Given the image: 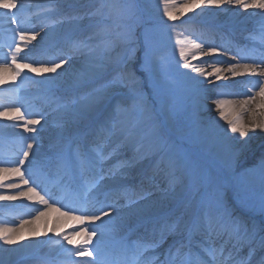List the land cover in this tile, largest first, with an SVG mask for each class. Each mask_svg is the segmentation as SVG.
Listing matches in <instances>:
<instances>
[{"label":"snow or ice","instance_id":"obj_1","mask_svg":"<svg viewBox=\"0 0 264 264\" xmlns=\"http://www.w3.org/2000/svg\"><path fill=\"white\" fill-rule=\"evenodd\" d=\"M159 2L162 6L163 16L172 21L178 20L188 12L195 13L197 9H200L201 12L205 9L219 10L226 5L238 6L245 10L250 8L260 10V14L264 16V0H180L179 3L177 0H159ZM24 8L23 0H0V10H5L11 25L16 30L14 45H10L8 48L9 62L0 63V85L9 83V80L5 78L6 74L11 73L10 81L15 82L27 69L31 73L42 75L43 80L49 84L51 89H54L57 81L53 76L43 74L59 76L60 72L67 70L64 66H72L76 57L85 59V63L76 72L78 79L81 80H87L93 73L104 71L109 66L111 54L115 49V41L108 39V26L119 27L120 0H111V2L102 0L101 6L96 9L94 15L101 18L104 27L97 33L95 41L93 37L74 39L69 43L67 51L56 49L48 62L39 67L24 62L21 57V53L29 48L40 35L38 32L20 28L17 13ZM76 19H79L77 15L65 13L52 23H63L65 20L71 22ZM261 32L264 34V28L261 29ZM116 35L118 36V33ZM45 36H47V32H45ZM178 43L181 45L179 56L183 61L182 67L198 74V80L211 84L213 87H216L215 81H222L223 85L227 87L231 83L232 77H245L247 81L243 85L246 89L245 93L224 91L216 93L218 96L244 95V99L229 101L215 99L213 101L219 115L227 122V131L241 138L240 146L234 151V156L240 155L248 147L247 142L251 139L250 133L255 134L259 131L264 134V45L258 55H247L238 51L241 59L260 60L259 64H248L223 61L222 57L226 52L221 53L219 47L211 44L205 48L204 44L194 40L189 41L187 45L183 41ZM189 54L192 59L215 56L227 66L217 67L213 64L211 70H208L203 66L193 64L189 59ZM164 62L163 57L155 61L151 48H146L147 71H154L158 66L162 67ZM225 73L229 75H225ZM122 88H128L132 92L133 103L131 105L113 102V94ZM134 89V81H126L117 72L102 91L83 97L76 96L64 103H60L58 98L53 99V102L57 103V110L62 109L71 115L86 113L102 105L110 106V112L104 117L98 128L101 139L98 140L94 148L82 150L78 143H74L69 144L66 148L59 147L54 155L55 166L62 178H67L69 188V194L66 196L69 211L63 212L62 215H71L72 219L85 225L81 231H74L71 234H62L56 228L50 229L55 236L60 237L56 243L68 258L67 264H110L104 257L102 244L108 237L115 236L121 231L126 220L123 215L125 209H139L140 202L146 200L150 195L146 192L144 185L145 182L151 184L155 177L154 174L136 172L137 165L141 161L160 156V163H166L170 177H174L175 170L181 165V161L172 154L173 145L166 132L167 122L176 115L177 110L174 105L167 102L161 105L160 115L151 118L150 132L156 138L152 147L145 149L143 146H139L134 149L131 156L121 157L120 148L130 142L135 143L133 129L139 123L138 120L133 119L130 126L125 127L122 126L120 119L124 116L134 117L139 111L142 97L137 96ZM53 97H55L54 92ZM225 105L233 107V114H226ZM47 116V112L34 111L32 105L28 103L24 104L23 110L21 107H6L0 110V118H7L13 121L14 127L23 129L20 137L23 150L18 154L17 159L12 161L14 167H0V187L21 189L22 186H27L24 190L17 191L12 195L0 193V201H12L26 197L29 201L35 200L46 206L45 211L37 212L31 220L20 221L17 227L0 225V241L4 244H18L24 237L17 233L25 225L34 224L40 217L46 216L47 211L52 208L49 200L37 192L35 187H32V184L38 186L41 184L45 164L30 159L33 145L39 146L38 126H43L42 121L47 122ZM29 133L33 135H27ZM117 136L120 138V142L115 144L111 151H107L101 141L106 140L109 144H113V138ZM35 155L36 153L32 152V156L35 157ZM113 160L115 162L109 164ZM22 167H24V171L21 170ZM258 168L262 181H264V156L261 157ZM25 172L31 177V183L26 178ZM12 177L18 178L19 183L5 182ZM137 179H139V183L135 182ZM73 181L76 182L75 187H72ZM173 183L174 180L170 178V188ZM101 189H103L102 192H100ZM78 212L84 214L76 215ZM148 223L151 224L152 239L128 240L125 237L122 242L124 249L130 253L128 264H140L139 257L143 252L160 247L169 236L174 238L173 242L162 253V260L159 257L154 258L156 264H188V258L192 255L191 243L195 235L203 237L202 246L206 245L203 246V251L208 259L202 261V264H222L223 246L217 247V240L223 239L224 244L235 240L239 244L242 241L251 242L255 237L252 229L234 217L218 200L211 197L201 200L198 213L191 218L185 219L179 213H171L163 218H153ZM88 227H91L92 230L88 231ZM30 235L36 237L40 233L33 228ZM75 237H80V239ZM262 243H264V238H262ZM67 245L72 247H67ZM253 254L254 250L250 249L249 256Z\"/></svg>","mask_w":264,"mask_h":264},{"label":"bare ground","instance_id":"obj_2","mask_svg":"<svg viewBox=\"0 0 264 264\" xmlns=\"http://www.w3.org/2000/svg\"><path fill=\"white\" fill-rule=\"evenodd\" d=\"M42 3H49L50 5H53L54 9H69V12L74 13L75 9L77 7L86 9L91 7L93 4H98V0H40ZM108 2H111V0H108ZM150 3L148 7V11L144 10L143 0H140L138 2L139 7L143 11V17L146 19V17L154 16L158 19V21H162L165 23H172L174 25V28H170L169 25H166L164 27H160L161 30L150 28V26L144 27V32L149 31L148 34L145 35V38L147 41L152 42V45L155 47L157 44H162L166 46V51L169 54V59H176V65L174 68H176L179 73L182 75V79H178L181 88L179 89L178 96H182L186 99V105H178L176 107V115L173 116L171 119L168 120L166 125V132L170 139H173L174 136L180 134V128L185 126V128L190 132L189 135L186 133V138L189 143H193V146L196 148H193V151L196 153L197 157H201L202 159H208L209 154L213 158L217 160L220 164H226L228 162L232 163L233 165H239L240 163H243L250 157H253L255 153H259L258 157L261 158L264 156V134L257 133L252 134L250 133L251 139L248 140V147L238 156H234V151L237 147L240 146V139L236 134H232L227 131V122L222 119V117L219 115L218 110L216 109L215 105L213 104L214 95L215 92L213 90L216 87H222L224 86L222 81H215L216 87H213L211 84L204 83L201 80L197 79L198 74L191 72L189 69H184L182 67L183 61L181 60L179 56V48L180 43L179 41H183L185 45L188 44L189 41H196L198 43L204 44L205 48L212 43H209L206 41V36L202 33V30L204 29L203 26L205 25V21L208 22V27L213 26L212 28H215L218 30L217 26H228V33L225 35H220L219 39L222 40L226 38L229 33L236 32V28L240 26L250 25L251 23L255 22V27H259L260 24L258 23L256 25V21L263 20V16L260 14V10L256 9H242L238 6H229L226 5L223 8L217 10V9H205L203 12H201L200 9H197L195 13L188 12L185 16L180 17L176 21L169 20L168 17L163 16L162 13V6L159 2V0H148ZM179 3L180 0H177ZM126 3H129V0H124L121 3V14L120 19L118 21L119 27H115L113 25L108 26V39L115 40V48L117 51H114V54H116V57L112 55L111 60L109 61V66L101 72L93 73V75L87 79V80H81L78 79L76 72L78 69L81 68V66L85 63V59L82 57H76L72 66L68 67L67 65L64 66L67 70L60 72L59 76H55L54 74H43L48 76H53V78L57 81L56 89H71L74 87H88V85L91 86L93 82L101 78L102 76H109L113 72L122 71L120 60H123V56L127 51L126 45H121L117 37V33H120L122 30L121 27V19L124 18L127 20V17L129 16L127 11L130 10V6L124 5ZM25 9H27V4L24 3ZM80 5V6H79ZM100 7V6H99ZM98 6L92 11L90 15H87L83 18H79L76 20H73L71 22H68L67 20L63 23H60V27L53 26L55 28L56 33L58 32L62 33L64 31L69 30H75L84 28L85 30H88V34H90V37H93L94 41L97 38V33L104 27V25L101 22V18L97 15H94L96 9L99 8ZM22 11V10H21ZM20 11V12H21ZM17 13L18 14L20 13ZM68 12V13H69ZM75 14V13H74ZM198 21V23H197ZM25 19H22V24L26 23ZM192 23H196L198 25L195 26V24L192 25ZM0 28H10L13 29L14 35H15V29L14 26L10 23V18L5 14V10H0ZM203 24V25H202ZM195 26V28H194ZM252 26V24L250 25ZM22 29V27H20ZM58 28V29H56ZM51 29V28H50ZM185 30L184 33H181V30ZM202 29V30H201ZM42 36V35H41ZM59 36L51 37L48 41L45 42V47L52 46L54 43H56ZM167 37V41L164 40V37ZM130 39L132 37H135L132 33H128L124 36V38ZM43 38V37H42ZM121 38V37H120ZM56 42H55V41ZM68 41V39H66ZM218 43V42H217ZM215 47H218L217 45ZM226 49V51L221 50V53H225L223 55L222 60L223 61H230L235 63L236 59H232L233 56L229 53L230 49L227 47H223ZM221 49V48H220ZM31 51V48H26L21 55L28 53ZM131 55L128 56V59L133 58L134 48L130 49ZM133 52V53H132ZM1 54L4 52L1 51ZM114 56V57H113ZM189 59L191 62L197 66H203L208 70H211V67L213 64H215L217 67H226L227 64L220 62L217 57L215 56H203L198 57L197 59H192L191 55L189 54ZM158 61V60H155ZM179 61V64H178ZM170 63H173L172 61H168L166 65H170ZM39 67V66H37ZM158 68V67H156ZM60 71V70H58ZM29 74L27 77H30L34 79L36 82H38V85H36V88L29 89L26 87H22V91L25 93H28L29 95H33L34 92L39 91L45 87H49V84L43 80V76L31 73L28 70ZM225 75H229L228 73H225ZM11 73L6 74L5 78L9 80V83L0 85V89H5L6 87L14 86L15 84L10 81ZM121 76L125 79V77L121 74ZM149 78V77H148ZM241 77H232L231 83L237 81ZM149 80V79H148ZM147 80V81H148ZM106 87V86H105ZM105 87L100 88L102 91ZM88 90L87 94H91L93 92H89ZM85 94V95H87ZM84 95V96H85ZM245 97H234L230 98L229 100H240L244 99ZM113 102L117 100L116 102L125 103L126 105H129L128 102L131 100L129 96V89L128 88H122L112 96ZM187 106V107H186ZM109 105H102L99 106L89 112L81 113L77 120V124L75 123V119L72 121L75 115L68 114L64 112L62 109L58 110L52 118L48 119L47 122L44 124L47 125V129L41 128L38 126V139L43 137H47V135H56V137L60 136H66L71 132V134L75 131H78L79 127L77 126L81 120L83 122L89 121L90 119H93L95 114L100 111H106L108 110ZM224 111L226 114H233V107L229 105H225ZM122 126H130L133 118L129 116L121 117ZM192 119H196L197 122L200 123V127L198 128V134L203 138L206 139L209 135L213 134V140L208 141L206 145H199L197 143H194V136L191 135V125L190 121ZM2 120H8L7 118H0V123ZM144 119H139V123L136 125V127L133 129L135 143H127L121 147V151L125 153H131L133 154V151L136 147L143 146L145 149L152 147L151 144V138L153 135L151 132H149L148 136H143L138 134L136 131L137 128H142V124ZM49 121H57L61 122L62 124L59 126H51L49 125ZM74 122V123H73ZM1 125V124H0ZM151 128V126H150ZM136 130V131H135ZM23 131V130H21ZM90 128H86L85 132H89ZM29 135H33L29 133ZM70 135V134H69ZM150 136V137H149ZM171 141V140H170ZM120 142V138L114 137L113 138V144H110V147H113L115 144ZM173 147H172V154L174 155L175 146L173 142L171 141ZM34 152V151H33ZM36 153V152H35ZM175 156V155H174ZM176 158V156H175ZM16 158H8L5 159L4 162L6 164L12 163V161H15ZM30 159H35L36 161L40 160V157L35 155V157L32 156V152H30ZM178 159V158H177ZM161 157L160 156H154L152 159L149 160H143L138 164L137 172L142 173L145 171L146 168L150 166V163H153V170L152 173L155 175L156 179L158 181H153L151 183V186L156 183V186L153 187L154 194L152 196H149L146 200H143L140 202L141 209L135 208V209H126L124 211V214L128 217L126 221H131L127 223V227H131L135 224V221L139 220L140 218H148L151 216V213L149 212V209L154 208H161L165 209L164 216H166L170 211L173 209H176V206L178 203L183 202L181 207L183 206L185 208V205L189 204L192 200L196 201L197 204L205 197L210 196L211 198H214L211 194L213 193L212 190H215V187L217 185V182L219 180L218 176L220 175V171H214L211 175L207 176L205 179L200 180V168L203 167V169L206 171L209 169L208 165L205 163H202V167L198 164H192L187 165L181 163L180 167H178L174 172V177H170L169 170L167 169L166 163H160ZM27 164V161H26ZM159 164V167L157 168V165ZM21 170H24V167L21 168ZM218 172V173H217ZM26 176V175H25ZM171 178L174 180V183L172 184L171 188L173 187V190L171 191L169 181ZM30 180V177H27ZM6 183H19V179L16 177H12L8 181H5ZM264 183V182H263ZM25 186H22L21 189H8L5 192H0L3 194L12 195L15 194L17 191L24 190ZM7 188L0 187V190H5ZM220 191L222 188L219 189ZM27 200L26 197H21L17 200H3L0 201L1 203H12L17 201ZM226 201L228 202L231 209L236 210V212L240 215V217L244 221H248L251 224V229L256 230L257 232L262 231V236L264 238V219L259 218L255 216L254 214L241 211L239 209L238 205L233 203L231 200L228 201L226 198ZM196 204V205H197ZM248 204V203H247ZM195 205V206H196ZM183 207L181 209H183ZM46 210V209H45ZM42 210V211H45ZM139 211V212H138ZM187 212V211H186ZM184 214H188V213ZM63 212L60 210L57 211L55 207H52L50 211H47L46 216L40 217L39 220L35 221L34 224L31 225H25L23 229L20 230L17 235H22L24 239L20 240L18 244H4L2 241H0V262L2 264H22L23 261L18 262L22 257L31 254L33 251L41 249L40 251H46L51 254L58 253L61 251V248L56 243V241L60 240V237L55 236L50 229L56 228L57 231H60L63 233H69L70 234V228L69 225L74 219H72L71 215L64 216L62 215ZM192 213V212H191ZM192 215V214H191ZM188 215L187 218H191L192 216ZM35 216V215H34ZM34 216L23 219V220H31ZM134 216V217H131ZM186 218V219H187ZM18 219V218H14ZM22 221V220H21ZM125 221V222H126ZM124 222V223H125ZM20 221L16 222L15 224L12 223H0V225H3L5 227H17L19 225ZM35 228L36 231L40 233L39 236L33 237L30 235L31 230ZM89 228V227H88ZM82 229H79L78 231H81ZM47 233V235H45ZM121 233V232H120ZM261 234V233H260ZM52 238V239H50ZM79 239L80 237H75ZM249 244H252V247L254 249H257L261 252V254L258 256V258L254 261H245L244 257L241 254L238 253H232V252H226L223 253V260L222 264H262V261H264V243H262V238L258 239L255 238L248 242ZM66 244V242H65ZM109 245V237L104 241L102 244V248L104 249L106 246ZM68 246V245H67ZM156 264V263H155Z\"/></svg>","mask_w":264,"mask_h":264},{"label":"rangeland","instance_id":"obj_3","mask_svg":"<svg viewBox=\"0 0 264 264\" xmlns=\"http://www.w3.org/2000/svg\"><path fill=\"white\" fill-rule=\"evenodd\" d=\"M32 1L36 2L35 5L39 6L40 11L43 12L41 16L47 15L54 18V15L51 14L60 12L58 11V9H54L53 7L44 6L49 3H42L40 2V0ZM123 1L124 0H120L121 3ZM139 1L140 0H129V3L124 4L128 5L125 6V8L130 6V10L127 11L129 16L127 17V20H125L124 18L121 19L120 25L122 27V30L120 33H118L117 37H119L118 40L121 45H126L127 51L123 56V60L119 61L121 63L120 66H122V71L120 70L118 71V73L122 74L125 77L126 81H134L135 94L142 97L140 101L139 111L135 114L134 117L131 118L136 120L140 118L144 119V123L141 125L142 128H137V131H135L140 135L142 133L143 136H148V132L152 124L151 118L153 116L160 115L162 104L166 102L171 103L176 108L178 105L185 106L186 99L182 96H178L177 93L181 88V84L178 79H180L182 75L176 68H174V66L176 65V59H169V54L166 51L165 44H157L154 47L150 39L149 41H147V39L145 38V35L148 34L149 31L144 32V27L146 26H150V28L155 29L159 28V30H161V28L166 25H169L170 28L173 29L174 25L172 23H165L162 21L159 22L158 19L154 16L146 17V19H144L143 11L138 5ZM98 3L99 5L95 3L91 7L86 9L77 7L74 13L79 18H83L87 15H90L97 6H101L102 0H98ZM143 5L144 10L148 11V7L150 5L148 0H143ZM67 9L65 10L66 13L69 11ZM56 25H58L57 27H60L61 24L58 23ZM158 26H160L161 28ZM180 32L184 33L185 30L183 29ZM128 33H132L135 37H132L130 39H126V37L124 38V36ZM88 37H90V34H88ZM115 40H117V38H115ZM164 40L167 41L166 36L164 37ZM148 47L151 48L154 60H159L160 57H163L165 61L162 67L158 66V68H155L154 71L146 70L145 59L146 48ZM132 48H134V53L132 52L133 58L128 59V56L131 55L130 49ZM114 51L116 52L117 49L115 48ZM114 51L112 52L111 57L112 55L116 57ZM168 61H172L173 63H170V65H166ZM115 73L117 72H113L109 76H102L101 78L93 82L91 86L88 85V87H86V89L84 90L86 92L85 94H87L88 90H90L89 92L93 93L100 91V88L105 87ZM220 91L230 92L228 90H213L215 94ZM83 96L84 95H82L81 97ZM129 96L131 100L128 102V104L131 105L133 103V94L130 90ZM234 97L239 96L214 95V99H221L225 101ZM79 115H75L72 121L75 119L74 121L76 123ZM190 125L192 132L191 135L194 136V143H197L199 145H206L208 141H212L214 139L213 134L209 135L206 139H203L198 134V128L201 125L196 121V119H192L190 121ZM179 130L180 134H178L177 136L175 135L173 139H170L175 146L176 152L174 153V155L176 156V158H178L181 163L187 165L198 164L201 166L202 163L207 164L209 167L208 170L205 171L201 166L202 168H200V171H198L201 175L200 180L205 179L214 171H220V175L218 176L219 180L217 182L215 190H212L215 193L216 197L220 199H223L222 197H224L225 200L227 198L228 201L231 200L233 203L237 204L239 208L244 212H247L248 214L252 213L257 217L264 219V181H262L261 174L258 168L261 160V158L258 157L259 153H255L253 157H250L239 165H233L230 162L226 164H220L215 158L210 156V154L208 159H202L201 157L196 156V153L192 149V147H196L193 146V143H189L186 138L185 134L188 133L187 135H189L190 132H188L185 126L181 127ZM150 138L152 140L151 144L155 143L156 138L154 136ZM168 179H170V177ZM220 188H222L221 191L219 190ZM169 189L172 191L173 187ZM194 203L195 202L192 200L191 202H189V204L185 205V208L182 209V211L186 212V210L193 207Z\"/></svg>","mask_w":264,"mask_h":264}]
</instances>
